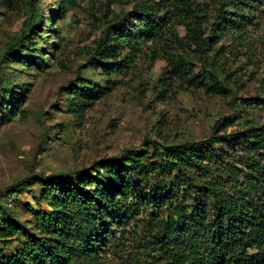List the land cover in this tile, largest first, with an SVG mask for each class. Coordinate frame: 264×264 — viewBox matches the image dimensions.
<instances>
[{
  "label": "trees",
  "instance_id": "1",
  "mask_svg": "<svg viewBox=\"0 0 264 264\" xmlns=\"http://www.w3.org/2000/svg\"><path fill=\"white\" fill-rule=\"evenodd\" d=\"M146 2L132 28L126 13L104 29L92 54L95 67L108 74L131 69L144 37L159 36L174 19L188 22L190 44L200 60L208 58L214 47L203 32L206 19L199 14L200 4L186 0L168 10L164 3ZM67 3L74 4L62 0L63 6ZM223 6L215 10L211 30L240 31L264 9V0H225ZM27 10L21 32L0 57L5 121L23 116L26 97L13 89L5 68L13 61L29 67L46 62L38 55L42 49L36 38L44 17L37 0L28 1ZM186 66L180 62L175 69L188 73ZM202 78L191 75L189 82L227 95L222 84H206ZM104 89L86 81L73 90L77 106L100 97ZM242 103L264 106V98H245ZM230 120L221 117L211 134L199 140L144 138L141 147L101 159L89 169L36 173L8 186L5 192L13 195L14 204H0V264H264V121L227 131ZM35 185L41 191L34 198L48 208H30V227L12 210L21 194ZM21 238L15 253L5 252Z\"/></svg>",
  "mask_w": 264,
  "mask_h": 264
},
{
  "label": "rangeland",
  "instance_id": "2",
  "mask_svg": "<svg viewBox=\"0 0 264 264\" xmlns=\"http://www.w3.org/2000/svg\"><path fill=\"white\" fill-rule=\"evenodd\" d=\"M28 1L0 0V57L21 32ZM146 1L73 0L63 6L62 0H37L44 17L36 38L42 49L38 55L46 62L29 67L13 61L5 68L13 89L26 97L23 116L8 121L2 118L0 103V192L36 173L89 169L101 159L141 147L144 138L199 140L211 134L221 117H232L227 131L264 121V106L242 103L245 98H264V9L240 31H213L214 12L225 0H190L201 5L203 32L212 38L214 48L205 61L190 44L188 22L174 19L159 36L144 37L131 69L108 74L93 65L92 54L104 29L126 13L132 28ZM155 1L173 10L186 0ZM226 9L235 11L231 5ZM180 62L186 63L188 73L176 71ZM191 75L203 76L206 84H222L227 95L190 83ZM89 80L102 85L105 93L85 99L79 108L73 90ZM40 191L37 185L25 190L12 210L30 227V208H48L34 198ZM21 241L9 244L5 252L15 253Z\"/></svg>",
  "mask_w": 264,
  "mask_h": 264
},
{
  "label": "built area",
  "instance_id": "3",
  "mask_svg": "<svg viewBox=\"0 0 264 264\" xmlns=\"http://www.w3.org/2000/svg\"><path fill=\"white\" fill-rule=\"evenodd\" d=\"M4 203L8 207H12L14 204V197L12 194H8L4 191L0 193V204Z\"/></svg>",
  "mask_w": 264,
  "mask_h": 264
}]
</instances>
